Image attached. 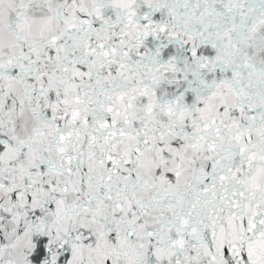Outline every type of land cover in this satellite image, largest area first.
Masks as SVG:
<instances>
[{
  "label": "snow or ice",
  "instance_id": "snow-or-ice-1",
  "mask_svg": "<svg viewBox=\"0 0 264 264\" xmlns=\"http://www.w3.org/2000/svg\"><path fill=\"white\" fill-rule=\"evenodd\" d=\"M0 264H264V0H0Z\"/></svg>",
  "mask_w": 264,
  "mask_h": 264
}]
</instances>
